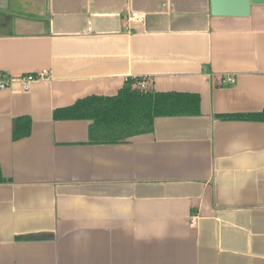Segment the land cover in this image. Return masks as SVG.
Masks as SVG:
<instances>
[{"label": "crops", "instance_id": "crops-1", "mask_svg": "<svg viewBox=\"0 0 264 264\" xmlns=\"http://www.w3.org/2000/svg\"><path fill=\"white\" fill-rule=\"evenodd\" d=\"M0 70L43 74L0 89V264H264V121L218 116L264 110L263 0H0ZM129 77L201 114L117 143L54 119Z\"/></svg>", "mask_w": 264, "mask_h": 264}, {"label": "trees", "instance_id": "trees-1", "mask_svg": "<svg viewBox=\"0 0 264 264\" xmlns=\"http://www.w3.org/2000/svg\"><path fill=\"white\" fill-rule=\"evenodd\" d=\"M140 79L129 77L115 95H91L54 110L55 120L88 119L90 140L94 143H117L132 136L154 131L156 119L170 116L201 114V96L195 92L156 91L139 87ZM227 120L264 121V110L252 113H222ZM32 131L30 116H20L14 122L13 137L20 139ZM8 179L0 166V182ZM35 234L26 238L40 239ZM25 238V237H23Z\"/></svg>", "mask_w": 264, "mask_h": 264}, {"label": "built area", "instance_id": "built-area-1", "mask_svg": "<svg viewBox=\"0 0 264 264\" xmlns=\"http://www.w3.org/2000/svg\"><path fill=\"white\" fill-rule=\"evenodd\" d=\"M42 75H39L34 72H28L19 77H13L0 70V89L9 88L14 81H18L23 91H29L31 89V84ZM234 80H235L234 77L229 78V81H234ZM138 85L141 88H145L147 85V79L146 78L141 79Z\"/></svg>", "mask_w": 264, "mask_h": 264}, {"label": "water", "instance_id": "water-1", "mask_svg": "<svg viewBox=\"0 0 264 264\" xmlns=\"http://www.w3.org/2000/svg\"><path fill=\"white\" fill-rule=\"evenodd\" d=\"M257 0H212L214 11L217 12L219 8L228 6L234 8L235 6H241L244 13L249 12L250 3ZM264 1V0H263Z\"/></svg>", "mask_w": 264, "mask_h": 264}]
</instances>
